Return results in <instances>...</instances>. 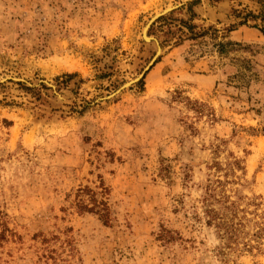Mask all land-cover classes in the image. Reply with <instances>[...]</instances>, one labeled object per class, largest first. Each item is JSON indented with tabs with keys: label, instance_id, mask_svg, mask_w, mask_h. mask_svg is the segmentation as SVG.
Masks as SVG:
<instances>
[{
	"label": "rangeland",
	"instance_id": "1",
	"mask_svg": "<svg viewBox=\"0 0 264 264\" xmlns=\"http://www.w3.org/2000/svg\"><path fill=\"white\" fill-rule=\"evenodd\" d=\"M263 9L0 0V264H264ZM216 180L259 205L231 247L203 213Z\"/></svg>",
	"mask_w": 264,
	"mask_h": 264
},
{
	"label": "trees",
	"instance_id": "2",
	"mask_svg": "<svg viewBox=\"0 0 264 264\" xmlns=\"http://www.w3.org/2000/svg\"><path fill=\"white\" fill-rule=\"evenodd\" d=\"M260 10V9H259ZM264 11V9H263ZM262 12V10H261ZM260 12V13H261ZM261 25H256L255 27L263 34L264 36V13L261 15ZM246 21L241 23V25L245 24ZM215 170H220L219 164L215 163ZM240 169V164L237 161L229 164V168L225 177L234 176L235 170ZM216 185L208 184L205 189V194L202 200L203 213L206 217V224L208 226L214 227L217 232L220 234L222 240H224L228 247H231L232 244H236L240 235L245 230L246 226L252 222L249 216L258 217L257 209L258 204L247 203L246 206L242 205L245 203V200L242 196L237 194H233V196L228 195L225 190V185L227 183L222 182L220 180H216ZM94 202L92 206L81 204L79 208L85 212L96 213L99 212V206L101 205V211L105 212V217L107 215V205L105 202L97 203L94 198H92ZM254 202V201H252ZM253 206L254 211L250 212L249 207ZM252 217V218H253ZM264 219V215L261 217ZM257 225V236H264V223L263 222H255Z\"/></svg>",
	"mask_w": 264,
	"mask_h": 264
},
{
	"label": "water",
	"instance_id": "3",
	"mask_svg": "<svg viewBox=\"0 0 264 264\" xmlns=\"http://www.w3.org/2000/svg\"><path fill=\"white\" fill-rule=\"evenodd\" d=\"M175 9V7L172 8H168L163 10L161 13L155 15L153 18H151L149 20V22L146 24L143 33H142V37L143 40L145 42H151L152 39L148 38L147 36V32L149 30V28L157 21L159 20L162 16L172 12ZM160 53V49L158 48L157 54L155 55V57L152 59V61L150 62V64L147 66V68L145 69V71L135 80L130 81L128 83H126L125 85H123L115 94H113L110 98H113L115 96H117L118 94H120L122 91H124L125 89L129 88L130 86H132L133 84H135L136 82H138L140 79H142V77L145 75V73L150 69V67L155 63V61L157 60L158 56Z\"/></svg>",
	"mask_w": 264,
	"mask_h": 264
}]
</instances>
